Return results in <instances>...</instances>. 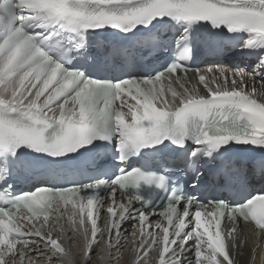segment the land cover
<instances>
[{"label":"snow or ice","instance_id":"obj_1","mask_svg":"<svg viewBox=\"0 0 264 264\" xmlns=\"http://www.w3.org/2000/svg\"><path fill=\"white\" fill-rule=\"evenodd\" d=\"M163 18L183 25L173 43L184 44L185 58L193 26L207 24L246 34L236 47L259 51L257 62L250 72L221 66L202 72L173 60L152 75L116 80L64 66L82 59L96 72L120 71L111 58L121 56L130 67L137 55L167 51L159 35L132 46L101 41L95 50L86 39V33L105 27L127 34ZM52 128L54 134L46 136ZM189 138L192 147L181 170L190 178L187 188L171 180L172 164L159 172L122 166L111 179L44 184L16 195L6 182L13 168L31 164L18 156L22 148L63 163L59 158L96 141L115 140L116 159L123 164L166 141L185 149ZM229 144L264 149V0H0V264H74L61 240L65 215L85 237L83 264H89L105 210L108 240L97 253L102 261L119 249L127 225L133 229L135 264H146L157 248L159 264H237L240 222L264 235V191L244 192L249 180H264V157L233 162L220 151ZM141 185L164 194L162 219H156L157 207L144 202ZM101 188L103 196L97 193ZM202 190L211 197L201 199ZM54 204L71 210L50 219ZM225 219L231 224L227 232Z\"/></svg>","mask_w":264,"mask_h":264},{"label":"bare ground","instance_id":"obj_2","mask_svg":"<svg viewBox=\"0 0 264 264\" xmlns=\"http://www.w3.org/2000/svg\"><path fill=\"white\" fill-rule=\"evenodd\" d=\"M229 82H231L230 79ZM249 82H252L251 78L249 79ZM255 86L257 88L261 87L260 78L255 77ZM99 251L100 250L97 247L93 250L92 259L89 262V264H102L99 261H96V259H100L99 256L97 255ZM130 252L131 249L127 245H123L119 248L118 252H111V255L107 258L108 261L104 264H130ZM247 260H248L247 257L244 256V257H240L239 262L240 264H246ZM74 264H81L78 256L75 257ZM253 264H263V263L260 260H257Z\"/></svg>","mask_w":264,"mask_h":264}]
</instances>
